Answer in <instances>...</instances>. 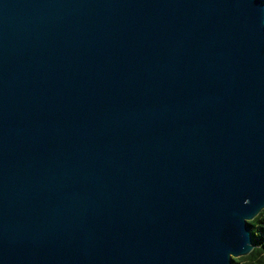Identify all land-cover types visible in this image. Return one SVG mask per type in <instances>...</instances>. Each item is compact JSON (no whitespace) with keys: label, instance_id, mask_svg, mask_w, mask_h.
<instances>
[{"label":"water","instance_id":"water-1","mask_svg":"<svg viewBox=\"0 0 264 264\" xmlns=\"http://www.w3.org/2000/svg\"><path fill=\"white\" fill-rule=\"evenodd\" d=\"M264 211V0H0V264H235Z\"/></svg>","mask_w":264,"mask_h":264},{"label":"trees","instance_id":"trees-1","mask_svg":"<svg viewBox=\"0 0 264 264\" xmlns=\"http://www.w3.org/2000/svg\"><path fill=\"white\" fill-rule=\"evenodd\" d=\"M253 230L255 239V250L251 255L245 257L243 261L235 260V264H264V211L259 217L249 223Z\"/></svg>","mask_w":264,"mask_h":264},{"label":"rangeland","instance_id":"rangeland-1","mask_svg":"<svg viewBox=\"0 0 264 264\" xmlns=\"http://www.w3.org/2000/svg\"><path fill=\"white\" fill-rule=\"evenodd\" d=\"M244 258H238L237 261H243Z\"/></svg>","mask_w":264,"mask_h":264}]
</instances>
